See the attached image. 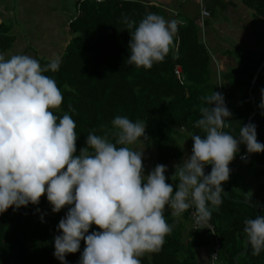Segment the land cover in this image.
Here are the masks:
<instances>
[{"label": "clouds", "instance_id": "clouds-1", "mask_svg": "<svg viewBox=\"0 0 264 264\" xmlns=\"http://www.w3.org/2000/svg\"><path fill=\"white\" fill-rule=\"evenodd\" d=\"M123 23L131 36L127 63L144 69L165 60L180 26L152 12L138 23L127 17ZM60 65L59 57L42 65L27 54L0 52V215L9 208L39 205L44 196L53 213L67 208L54 237L53 254L61 264H68L67 254L80 251L81 241L86 246L78 264H142L141 257L160 251L173 231L166 206L173 217L194 208L196 223H207L222 203V184L230 178L229 165L240 145L249 154L264 153L255 123L241 125L238 135L225 131L232 113L224 96L214 91L200 97L195 127L204 135L192 134L191 155L174 165L175 188L167 182L166 165L145 174L144 151L131 147L150 139L144 121L117 115L110 131L103 124L102 135L91 130L87 147L77 154V124L68 112L54 114L64 96L46 75ZM261 93L264 110V89ZM207 165L212 167L206 174ZM93 225L99 230L90 231ZM243 231L252 255L259 256L264 215L245 219Z\"/></svg>", "mask_w": 264, "mask_h": 264}, {"label": "trees", "instance_id": "trees-1", "mask_svg": "<svg viewBox=\"0 0 264 264\" xmlns=\"http://www.w3.org/2000/svg\"><path fill=\"white\" fill-rule=\"evenodd\" d=\"M78 13L71 21L75 33L66 52L60 58L57 72L46 75L54 78L61 89L64 100L54 114L64 112L72 115L77 124V154L87 147V134L105 125L111 130V121L117 116H126L132 121H144L149 140L142 143L147 149H156L159 164L181 163L186 148L192 153V134L204 135L195 127L200 118V99L214 93H221L232 113L231 127L225 131L239 134L241 125L247 124L254 111L250 89L254 75L264 60V51H237L240 65L221 74L218 82L214 59L208 46L199 36V26L189 22L179 26L175 42L163 62L155 63L151 69L129 65L130 33L123 23L127 17L137 23L154 7L139 0H76ZM258 16L264 18V0H244ZM13 35L10 25L0 23V52L5 53L12 46ZM42 65L50 61L39 58ZM183 69V78L176 74V66ZM264 88V68L253 88L257 104L261 102L259 91ZM71 105L75 112L69 111ZM264 110L259 107L251 123L257 126V139L264 143ZM247 154L250 165L257 175H264V153H247L246 145H240L236 155ZM208 170V172H210ZM175 183L171 178L167 181ZM231 177L225 185L232 198L252 201L255 206L234 201L221 193L222 203L212 211L210 221L215 232L196 229L191 219V208L180 217H166L173 231L165 238L162 249L141 257L142 264H197L198 248L220 243L218 259L224 264H237L235 257L246 245L244 221L254 218L257 209L264 215V185L254 196L237 191ZM39 208L40 211H37ZM257 208V209H256ZM67 208L59 213L52 212L46 196L39 205L29 204L19 210L9 208L0 215V264H61L54 256V237L60 234L57 225L65 216ZM43 215V221L41 216ZM191 220L192 230L185 237L187 222ZM93 225L90 231H98ZM75 254H67L68 264H78L85 248ZM251 247V246H250ZM239 264H264V251L252 255L249 248L238 258Z\"/></svg>", "mask_w": 264, "mask_h": 264}, {"label": "crops", "instance_id": "crops-1", "mask_svg": "<svg viewBox=\"0 0 264 264\" xmlns=\"http://www.w3.org/2000/svg\"><path fill=\"white\" fill-rule=\"evenodd\" d=\"M14 1L17 2V0H0V23L11 18L12 10H15V6L12 4ZM20 1L23 2V0ZM25 1L29 2L28 0ZM67 1H52L56 4L51 7V17L48 18L49 21L47 20V22L44 21L43 15L40 16V19L43 20L41 22L39 19L40 24L38 25L31 23V20L26 18L24 25L28 31L20 28L18 21L14 26L10 24V34L13 35L14 41L5 54L7 52L10 55L23 53L37 59L48 55L51 60L57 57L60 59L75 36L71 28V21L76 14L68 9ZM139 1L153 6L154 13L164 16L167 20H177L180 25L194 22L199 26V36L212 53L218 82H221L223 71L240 64H238L237 51L250 50L255 53L264 51V18L258 16L255 10L244 0ZM204 7L211 11L210 16L205 18L202 15ZM21 11L25 14L26 12H23L25 7H21ZM21 16L24 17L25 15ZM259 97L261 100V92ZM190 155V150L186 148L185 157ZM250 161L249 156L245 159H239L236 156L229 167L237 191L254 196L258 188L264 185V175H257L250 165ZM174 165L175 163L166 165L168 171L165 175L169 178L175 172ZM169 208L166 206L165 214L171 212ZM191 230L192 222L189 220L185 237L189 235ZM213 251V244L198 248L196 251L197 264H224L219 259H213Z\"/></svg>", "mask_w": 264, "mask_h": 264}, {"label": "rangeland", "instance_id": "rangeland-1", "mask_svg": "<svg viewBox=\"0 0 264 264\" xmlns=\"http://www.w3.org/2000/svg\"><path fill=\"white\" fill-rule=\"evenodd\" d=\"M28 1L29 2H26L25 0H23L22 3L20 0H17V2L14 1L16 5L14 4V2L12 3L13 6H15V10H12L13 15L11 14V16H10L11 18L5 19L4 21L8 25L11 24L13 26L18 21L20 24V28H23L26 31H28L27 27L24 25V23H26V18L29 21L31 20V23H33V24L37 23V25L40 24V22L38 20L40 19V16H42V15L45 18L44 19L45 22H47V20L49 21L48 18L51 17L50 10H52L51 7L56 4V3L52 2L54 0H28ZM76 3H77L76 0H68L67 1L68 9L72 10L75 14L78 13V5ZM21 7H25V11H23V12H26L25 14L22 13ZM21 15H25V16L22 17ZM42 20L43 19H40L41 22H42ZM6 55L10 56L9 52H7ZM45 55H47V54L45 53ZM44 59L51 60V58H49L48 55L45 56ZM239 63H241L240 60L238 61V64ZM260 92H261V90L259 91V94H260ZM141 141H142V139H141ZM141 141H137V143L131 147H134L135 149L140 150V151H144L143 163H144V167H145V174H147L152 169H154V167L159 163L156 160V154H157L156 149L155 148L147 149ZM169 215H170V213L165 214L166 217Z\"/></svg>", "mask_w": 264, "mask_h": 264}, {"label": "water", "instance_id": "water-1", "mask_svg": "<svg viewBox=\"0 0 264 264\" xmlns=\"http://www.w3.org/2000/svg\"><path fill=\"white\" fill-rule=\"evenodd\" d=\"M263 68H264V60H263V62L260 64V66L258 67V69H257V71H256V73H255V75H254V78H253V80H252V85H251V89H250V95H251V97H252V102H253L254 111H253L252 114L249 116L248 121H247V124L252 122L254 116H255V115L258 113V111H259V107H258V104H257V99H256V96H255L254 93H253V88H254V86H255V84H256L258 78H259V75H260V73H261L262 70H263ZM211 167H212L211 165H207V166L205 167V172H207L208 170H210ZM222 188H223V193H224L228 198H230V199H232V200H234V201H241V202H245V203H248V204H250V205L255 206V204H254L252 201H250V200L241 199V198H232V197H230L229 194H228V191H227V189H226V187H225V185H223V184H222ZM209 207L211 208L212 206L209 205ZM256 209H257V208H256ZM257 213H258V215H261L260 212H259V209H257ZM249 248H250V243H248V238L246 237V245H245V248H244L240 253H238L237 256L235 257V260H236L237 264H239V261H238L239 256H240L241 254H244L245 252H247V251L249 250Z\"/></svg>", "mask_w": 264, "mask_h": 264}, {"label": "built area", "instance_id": "built-area-1", "mask_svg": "<svg viewBox=\"0 0 264 264\" xmlns=\"http://www.w3.org/2000/svg\"><path fill=\"white\" fill-rule=\"evenodd\" d=\"M210 14H211V11L208 8L204 7L202 10L203 17L204 18L208 17V16H210ZM176 74L178 75L179 78H183V76H182L183 75V69L180 65L176 66ZM238 158L239 159H245V158H247V154H245V153L240 154L238 156ZM194 211H195L194 208H191L190 215H191V219H192L194 228H196V229H204L205 228V229L210 230L212 233H214L215 232V226L210 220L207 223H201V224L196 223L195 216L193 215ZM220 247H221L220 243L216 240L215 245H214V251L212 253V257L214 260L218 259V253H219Z\"/></svg>", "mask_w": 264, "mask_h": 264}]
</instances>
